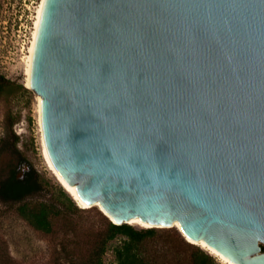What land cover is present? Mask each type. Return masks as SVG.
I'll return each mask as SVG.
<instances>
[{"label": "water", "instance_id": "water-1", "mask_svg": "<svg viewBox=\"0 0 264 264\" xmlns=\"http://www.w3.org/2000/svg\"><path fill=\"white\" fill-rule=\"evenodd\" d=\"M26 88L82 205L264 264V0H43Z\"/></svg>", "mask_w": 264, "mask_h": 264}, {"label": "rangeland", "instance_id": "rangeland-1", "mask_svg": "<svg viewBox=\"0 0 264 264\" xmlns=\"http://www.w3.org/2000/svg\"><path fill=\"white\" fill-rule=\"evenodd\" d=\"M40 1L0 0V76L14 83L0 95V180L12 170L20 178L25 172H33L45 186L32 198L52 199L64 209L57 197L59 190L66 192L56 181L43 154L36 96L26 88V57ZM76 208L65 210V217L55 220L54 233L47 235L17 216L14 205L0 202V256L6 255L11 264H63L66 260L60 252L62 245L76 256H85L95 233L103 228L99 215H104L95 207ZM155 229V235L144 240L143 254L151 261L166 260L167 264H174L171 234H178L184 242L187 240L175 227ZM119 243L117 238L107 244L103 264H116L113 248ZM162 250L167 251L163 259L157 255ZM216 262L222 264L217 259ZM182 264H187L186 257Z\"/></svg>", "mask_w": 264, "mask_h": 264}, {"label": "trees", "instance_id": "trees-1", "mask_svg": "<svg viewBox=\"0 0 264 264\" xmlns=\"http://www.w3.org/2000/svg\"><path fill=\"white\" fill-rule=\"evenodd\" d=\"M13 86V82L0 76V95L5 89ZM44 186V181L35 173L25 172L21 178H18L12 170L0 180V202L14 205L17 216L33 229L52 235L55 220L64 218L65 210L77 208L72 199L62 190H59L57 199L64 209L52 199L46 201L33 199L32 196L41 191ZM99 216L103 220V228L95 233L90 251L85 256L79 257L62 245L60 252L65 255L66 260L63 264H103L107 244L117 238H120V243L113 248L116 264H167L166 260L151 261L143 254L144 240L155 235V228L137 230L127 224L114 225L105 216ZM171 239L173 244L170 247L175 253L174 264H182L184 257L187 258V264H218L215 257L184 242L178 234H171ZM166 252L162 250L157 255L163 259ZM0 264H11V262L5 255L0 256Z\"/></svg>", "mask_w": 264, "mask_h": 264}, {"label": "bare ground", "instance_id": "bare-ground-1", "mask_svg": "<svg viewBox=\"0 0 264 264\" xmlns=\"http://www.w3.org/2000/svg\"><path fill=\"white\" fill-rule=\"evenodd\" d=\"M42 3L43 0L40 1L38 9H37V13H36V17H35V21H34V28H33V32H32V38H31V42H30V46H29V50H28V55L26 57V70H25V74H26V86L29 87V81H30V71H31V60H32V55H33V49H34V43H35V39H36V33H37V28H38V24H39V19H40V13H41V9H42ZM36 100H37V113H38V125H39V130L41 133V142L43 145V150H44V155H45V159H46V163L49 167V169L52 171V174L54 175L56 181L59 183V185L63 188V190L66 192V194L72 199V201L76 204L77 207L81 208V209H87L88 207L86 205H82L80 203V201L78 200V198L75 196V194L73 193V191L71 190V188L68 186V184L64 181V179L58 174V172L56 171V169L54 168V166L52 165L50 158L48 157V153L46 151V147L43 141V137H42V131H41V122H40V98L38 96H36ZM99 209V208H98ZM129 225L132 226H137L140 228H150V225L144 222H141L140 220L134 219V220H130L128 222ZM173 227H175L176 229H178L180 231V228L177 224H173ZM185 238V237H184ZM187 240V242H189L190 244H193L195 246H198L199 248L203 249L205 252H207L208 254L212 255L213 257H215L220 263L222 264H233L230 261H228L226 258H224L223 256L219 255L216 251H213L211 249H208L204 246H201L197 243H195L194 241H191L187 238H185Z\"/></svg>", "mask_w": 264, "mask_h": 264}]
</instances>
